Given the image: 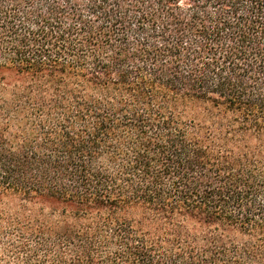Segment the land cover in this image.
Masks as SVG:
<instances>
[{
    "label": "trees",
    "instance_id": "1",
    "mask_svg": "<svg viewBox=\"0 0 264 264\" xmlns=\"http://www.w3.org/2000/svg\"><path fill=\"white\" fill-rule=\"evenodd\" d=\"M0 264H264V0H0Z\"/></svg>",
    "mask_w": 264,
    "mask_h": 264
}]
</instances>
